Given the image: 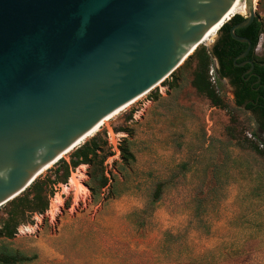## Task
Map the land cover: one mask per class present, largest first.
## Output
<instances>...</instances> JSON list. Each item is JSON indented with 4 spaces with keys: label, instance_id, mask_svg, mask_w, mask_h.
Wrapping results in <instances>:
<instances>
[{
    "label": "rangeland",
    "instance_id": "obj_1",
    "mask_svg": "<svg viewBox=\"0 0 264 264\" xmlns=\"http://www.w3.org/2000/svg\"><path fill=\"white\" fill-rule=\"evenodd\" d=\"M255 8L256 19L264 25V0H257ZM219 36L218 32L199 48L211 50ZM255 57L264 60V32ZM196 66V58H188L173 76L99 131L105 134L111 157L104 164L108 186L97 198L89 185L99 187L102 170L77 169L72 183L70 178L55 195L63 200L59 210L52 208L54 197L49 211L34 217L33 225L21 226L13 240L0 241V252L35 255L31 264H247L249 257L229 254L226 244L220 245L223 255L213 244L205 252H196L187 241V230L149 238L153 213L161 206L173 212L190 211L198 227L212 234L209 219L219 217L229 182L251 185L241 191V208L250 200L264 199V136L253 117L236 106L225 80L212 84L223 108H215L197 92ZM125 140L135 159L129 166L121 154ZM253 144L263 155L250 149ZM234 149H239V158H233ZM70 155L64 160L69 162ZM174 189H183L179 201L170 198ZM157 191L161 194L155 202ZM125 196L143 200L144 207L125 202L128 210L117 213L111 205ZM232 223L243 226L248 221L241 214ZM212 235L224 239L219 231Z\"/></svg>",
    "mask_w": 264,
    "mask_h": 264
},
{
    "label": "water",
    "instance_id": "obj_2",
    "mask_svg": "<svg viewBox=\"0 0 264 264\" xmlns=\"http://www.w3.org/2000/svg\"><path fill=\"white\" fill-rule=\"evenodd\" d=\"M234 2L0 0V208L170 78ZM244 2L230 30L248 46L236 61L252 51L235 34L256 20L254 0Z\"/></svg>",
    "mask_w": 264,
    "mask_h": 264
},
{
    "label": "trees",
    "instance_id": "obj_3",
    "mask_svg": "<svg viewBox=\"0 0 264 264\" xmlns=\"http://www.w3.org/2000/svg\"><path fill=\"white\" fill-rule=\"evenodd\" d=\"M244 19L235 16L229 24H225L220 29V36L211 50L198 47L194 54L189 57V59L195 57L197 60L193 79L194 88L198 93L204 95L215 108H223L224 103L210 81L209 72L212 67L219 66L216 67L217 81L236 74L239 61L235 63L234 61L248 46L233 40L230 29L232 24H239ZM263 32V23L256 19L250 27L238 30L235 34L251 41V58L261 65L260 67L257 66V72L264 80V60L255 57V50ZM244 104V98L236 101L238 108H243L246 111L251 110L252 106H245ZM121 132L132 135L129 131ZM258 132L264 135V114L258 121ZM250 149L258 155H263V152L255 144L251 145ZM121 154L125 165L129 166L134 162L135 159L130 152L127 140L123 142ZM109 157H111V152L105 134L98 133L72 152L69 162L64 159L60 160L52 169L47 171L45 176H40L20 196L0 208V241L13 240L18 235L21 226L33 225L34 217L45 215L49 211L51 200L57 194L59 186H66L72 173L83 165L89 166L94 172L102 170V176L98 178V181L101 182L99 187L96 189L89 185L94 198H97L101 190L108 186L109 181L104 175V164ZM156 194L155 202H158L161 193L157 191ZM36 259L35 255L27 256L17 251L0 252V264H31Z\"/></svg>",
    "mask_w": 264,
    "mask_h": 264
},
{
    "label": "clouds",
    "instance_id": "obj_4",
    "mask_svg": "<svg viewBox=\"0 0 264 264\" xmlns=\"http://www.w3.org/2000/svg\"><path fill=\"white\" fill-rule=\"evenodd\" d=\"M240 155L239 149L233 150L234 159ZM250 187L247 181L241 180L225 185L220 201V215L218 218L209 219L210 232L215 234L219 231L224 236L223 240L216 235L205 234L192 218L190 211L181 209L173 212L169 206H161L153 213L149 238L162 237L163 233L169 231L175 234L187 230V241L198 253L207 251V246L213 244L219 250V254L223 255L220 245L226 244L229 254L249 257L247 264H264V199L250 200L243 208L238 203L242 189L248 191ZM182 192L183 189H174L170 192V198L179 201ZM125 202H130L138 209L144 207L143 200L129 196L114 201L111 207L117 213L123 214L128 210ZM241 214L246 215L248 223L234 226L232 222Z\"/></svg>",
    "mask_w": 264,
    "mask_h": 264
},
{
    "label": "flooded vegetation",
    "instance_id": "obj_5",
    "mask_svg": "<svg viewBox=\"0 0 264 264\" xmlns=\"http://www.w3.org/2000/svg\"><path fill=\"white\" fill-rule=\"evenodd\" d=\"M236 25L232 24L231 28H233ZM238 57H236V59ZM238 61H239L238 65H242L246 62H252L254 68L252 69V66L250 64H245L244 66L241 67L237 65L236 74L224 78L223 80H225L228 83L229 87L231 88L232 90L231 95L235 101V104L237 100H239L240 98H244L245 100L244 105L252 106L251 110L248 111H246L245 109L243 110V108L241 109L244 112L251 115V117H253L258 128V121L260 120V118H262L264 114V80L262 76L257 72V66L260 67L261 65H259L255 60H253L250 54L244 59ZM216 67L219 66L216 65Z\"/></svg>",
    "mask_w": 264,
    "mask_h": 264
},
{
    "label": "bare ground",
    "instance_id": "obj_6",
    "mask_svg": "<svg viewBox=\"0 0 264 264\" xmlns=\"http://www.w3.org/2000/svg\"><path fill=\"white\" fill-rule=\"evenodd\" d=\"M254 2L256 4L257 0H254ZM237 14H240L242 16H247V10L245 8L244 0H235V2L233 3L232 8L228 12V14L224 16V18L222 19V21L220 23H218L217 25L211 27L207 31L205 37L203 38V40L201 42V45L204 44L207 40H211L212 38L214 39L216 37L217 33L219 32V30L225 24L229 23L235 17V15H237ZM194 52L195 51H193L192 53H190L189 57H191L194 54ZM145 96H143V97H145ZM143 97H141V98H143ZM141 98H139V99H141ZM139 99L136 100L135 102H133L132 104L126 106L125 108L117 111L113 115L109 116L107 119H105L97 128H95L90 134H88L72 151H70L67 154H65L61 159L67 158V156H69L73 151H75L76 148L80 147L81 145H83L84 143H86L89 139H91L92 137H94L97 133H99V131L103 127H105L109 122H111L114 118L118 117L121 113H123L124 111H126L127 109H129L131 106H133L137 101H139ZM58 161H60V160H58ZM57 163L58 162H56L55 164H51L47 168H45V170H43V172H41L40 176L42 174H44L46 171L50 170ZM85 167L86 166H81V167L78 168V170H82V168H85ZM73 181H74V179H73ZM71 183H72V178H71ZM84 192H85V190H84ZM62 201L63 200L59 196H56L53 199V201H52V208L55 209L56 211H58L59 208H60V206L62 205Z\"/></svg>",
    "mask_w": 264,
    "mask_h": 264
},
{
    "label": "built area",
    "instance_id": "obj_7",
    "mask_svg": "<svg viewBox=\"0 0 264 264\" xmlns=\"http://www.w3.org/2000/svg\"><path fill=\"white\" fill-rule=\"evenodd\" d=\"M209 76H210V81L212 82V84H216L217 81V75H216V67H212L210 72H209ZM248 137L250 139L256 140V138L252 135V134H248ZM261 148H264V145L261 144Z\"/></svg>",
    "mask_w": 264,
    "mask_h": 264
}]
</instances>
